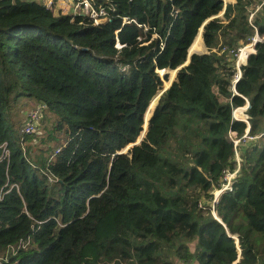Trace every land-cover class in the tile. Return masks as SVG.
Segmentation results:
<instances>
[{
    "label": "trees",
    "instance_id": "trees-1",
    "mask_svg": "<svg viewBox=\"0 0 264 264\" xmlns=\"http://www.w3.org/2000/svg\"><path fill=\"white\" fill-rule=\"evenodd\" d=\"M102 3L115 16L94 24L0 0V264H264V41L236 84L223 51L264 35V0ZM203 40L208 52L186 64ZM169 67L176 78L156 104ZM22 98L46 105L45 135L13 119ZM247 102L260 137L240 148L216 218L209 200L236 166L229 133H245L234 111ZM147 108L146 136L121 153Z\"/></svg>",
    "mask_w": 264,
    "mask_h": 264
},
{
    "label": "built area",
    "instance_id": "built-area-1",
    "mask_svg": "<svg viewBox=\"0 0 264 264\" xmlns=\"http://www.w3.org/2000/svg\"><path fill=\"white\" fill-rule=\"evenodd\" d=\"M47 8H52L54 6L62 5L65 7L71 6V11L69 12L72 15L74 20L76 17H83V19H88L94 24H101L106 21H109L113 16L115 11L114 6L107 4H97V0H43L42 2ZM227 3V2H225ZM62 9H67L62 6ZM261 8V5L256 6L255 11L250 13V19L254 16V13ZM128 18H124V21H127ZM104 21V22H103ZM264 41V35H260L256 32L255 35L249 38L248 42L239 46L236 49H228L227 47L223 48V51H227L229 58L235 62L234 66V75L233 83L236 84L242 75V66L247 63V59L250 54L256 52V45L259 42ZM249 104L242 106L241 108L235 109L234 118L237 120L244 121L248 124L247 129L243 135H239L237 131L231 130L229 133L230 140L234 143L236 149V166L234 169H225L221 176L219 185L212 191V197L209 202L212 206V213L216 218L218 217L217 211L215 209L216 204L219 202L220 198L228 193L232 192L235 188V184L241 173L242 158H241V147L249 145L257 141L260 135H251L249 133V115L246 113ZM45 104H36L34 103L32 111L28 112L26 124L22 128V132L25 134L33 135L37 134L40 129V122L43 116ZM242 111V116L237 114L238 110ZM0 147L3 148L2 158H7L9 156V149L7 148V143L0 144ZM52 180V178H50ZM200 207L204 206V203L199 204ZM235 264V263H234Z\"/></svg>",
    "mask_w": 264,
    "mask_h": 264
},
{
    "label": "rangeland",
    "instance_id": "rangeland-1",
    "mask_svg": "<svg viewBox=\"0 0 264 264\" xmlns=\"http://www.w3.org/2000/svg\"><path fill=\"white\" fill-rule=\"evenodd\" d=\"M224 1H225V2H230V1H226V0H224ZM231 1H232V0H231ZM60 5H61V4H60ZM60 5H58V6H60ZM61 6H62V5H61ZM62 7L67 8V9H63V11H65V12H67V13H69V12L71 11V6H70V7L62 6ZM200 42H202V38H201L200 41L194 42V43H193V46L191 47V49H192V50H195L196 47H197V45H198ZM203 51H206V50L204 49ZM203 51H201V52H203ZM193 52H194V51H193ZM164 72H165V71H164ZM164 72L161 73V77L165 79V76H166V75L168 76L169 79L166 80V81H168V82L166 83V86H168V85L170 84L169 81L171 80V78H173V79L176 78V72H175V70H174L173 72H169L168 74L164 75V77H163L162 74H163ZM172 73H173V75H172ZM173 76H174V77H173ZM163 82H164V84H163V88H164V87H166V86H165V81H163ZM155 100H157V101H155ZM158 100H159L158 96L154 98V101L156 102V104L158 103ZM28 102H29V100H28L27 98H22V102H19V104L16 105L15 108H13V115H15V116L13 117V119H19V120H21V121H23L24 118L26 119V117L28 116V113H26V112H27L28 110L31 112V111H32V108H33V105H34V104H33V105H28V104H27ZM22 104H23V105H22ZM20 105H22V106H26V107L23 108V107L21 106V108H18ZM19 111H21V114L18 113ZM25 111H26V112H25ZM149 118H150V116H149ZM147 119H148V115H146V121H145V123H144V127H145V124H146V122H147ZM43 126H44V123H43V121H41V122H40V129L38 130L37 135H39V136H43V135L46 134L45 129L43 128ZM146 127H147V126H146ZM34 142H36V140H35Z\"/></svg>",
    "mask_w": 264,
    "mask_h": 264
},
{
    "label": "water",
    "instance_id": "water-1",
    "mask_svg": "<svg viewBox=\"0 0 264 264\" xmlns=\"http://www.w3.org/2000/svg\"><path fill=\"white\" fill-rule=\"evenodd\" d=\"M104 22V21H103ZM203 29H204V26L199 30V32H198V34L200 33H202L203 32ZM197 34V35H198ZM197 37V36H196ZM196 39V38H195ZM118 47H121V44L118 42ZM194 53H196V52H189V55H188V59H187V61H186V64H188L189 62H190V60H191V56L194 54ZM179 68H181V67H179ZM178 68V69H179ZM159 70H162V69H159ZM159 70H158V72H159ZM165 72L162 74L163 75V77H164V75H166V74H168L169 72H170V70H173L171 67H169V68H165V69H163ZM175 72L177 73V70H175ZM160 74V73H159ZM160 76H161V74H160ZM163 79V81H166V79H164V78H162ZM175 79H172L171 81H170V84L168 85V86H166V87H164L163 88V90H161V92L159 93V95H158V98L160 97V95L167 89V88H169L170 86H171V84H172V82L174 81ZM158 104V103H157ZM149 107V106H148ZM156 107H157V105H156ZM156 109V108H155ZM147 110H148V108H147ZM147 110H146V112H145V114H144V122L146 121V113H147ZM155 111V110H154ZM153 114H154V112H153ZM152 114V115H153ZM152 115H151V117H152ZM151 117L148 119V121H147V128L145 129V127H144V130H143V132H142V134H141V136L138 138V140L136 141V142H134V143H131V144H129V145H127L124 149H122V151H121V153H126V152H128V150L130 149V148H132L133 146H135V145H137V144H139L142 140H143V138L146 136V134H147V132H148V125H149V121H150V119H151Z\"/></svg>",
    "mask_w": 264,
    "mask_h": 264
},
{
    "label": "crops",
    "instance_id": "crops-1",
    "mask_svg": "<svg viewBox=\"0 0 264 264\" xmlns=\"http://www.w3.org/2000/svg\"><path fill=\"white\" fill-rule=\"evenodd\" d=\"M38 1H40V2H43V0H38ZM236 2V0H232V1H230V2H227V3H225V1H224V3H225V6L228 4V3H235ZM222 14H223V12L222 13H220L219 14V16H222ZM201 35H202V33H201ZM203 38V37H202ZM203 43H204V40H203ZM204 45H205V43H204ZM205 47H206V45H205ZM205 50L206 51H203V52H201V51H194V52H196V53H207L208 52V49H207V47L205 48ZM189 52H190V49H189ZM193 52V51H192ZM248 103V102H247ZM239 108H241V107H239ZM236 111V110H235Z\"/></svg>",
    "mask_w": 264,
    "mask_h": 264
},
{
    "label": "bare ground",
    "instance_id": "bare-ground-1",
    "mask_svg": "<svg viewBox=\"0 0 264 264\" xmlns=\"http://www.w3.org/2000/svg\"><path fill=\"white\" fill-rule=\"evenodd\" d=\"M193 46V45H192ZM191 48V47H190ZM154 101V100H153ZM157 101V100H156ZM152 102V101H151ZM151 105V103L149 104V106ZM149 108V107H148ZM156 108V107H155ZM155 110V109H154ZM147 112H148V110H147ZM154 112V111H153ZM153 114V113H152ZM151 114V115H152ZM146 115H147V113H146ZM151 115H150V117H151Z\"/></svg>",
    "mask_w": 264,
    "mask_h": 264
}]
</instances>
